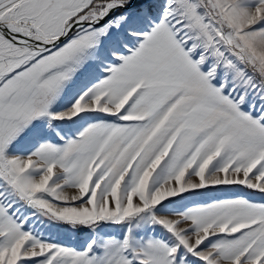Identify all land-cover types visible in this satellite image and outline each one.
Here are the masks:
<instances>
[{"label":"snow or ice","instance_id":"snow-or-ice-1","mask_svg":"<svg viewBox=\"0 0 264 264\" xmlns=\"http://www.w3.org/2000/svg\"><path fill=\"white\" fill-rule=\"evenodd\" d=\"M0 264H264V0H0Z\"/></svg>","mask_w":264,"mask_h":264}]
</instances>
